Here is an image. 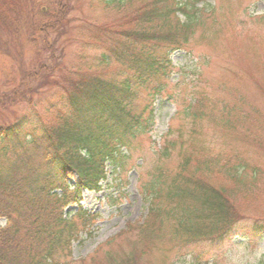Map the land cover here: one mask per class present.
I'll list each match as a JSON object with an SVG mask.
<instances>
[{
  "label": "rangeland",
  "instance_id": "obj_1",
  "mask_svg": "<svg viewBox=\"0 0 264 264\" xmlns=\"http://www.w3.org/2000/svg\"><path fill=\"white\" fill-rule=\"evenodd\" d=\"M46 1L25 0L27 15L34 20L30 6ZM70 1V18L78 21L70 22L56 39L59 63L48 66L50 80L99 66L96 56L106 40L99 27L123 26L117 14L103 11L94 0ZM146 1L136 0L122 16H130ZM196 2L201 25L184 50L170 55L172 68L162 94L154 96L150 88L136 92L133 110L154 105L153 123L128 151H122L123 156L107 165L99 193L81 194L82 216L74 218L65 232L73 237L67 248L57 250L53 264H264V235L231 236L215 245L200 243L187 252L175 250L166 226L161 241L149 249L138 232L150 185L158 178L172 181L183 172L185 159L190 163L186 173L203 177L230 198L244 227L264 228V0ZM0 42L1 97L19 83L23 72L18 67L23 63L28 71L41 57L24 37L0 33ZM118 72V66L112 65L106 73L111 77ZM44 81L40 76L33 84ZM43 85L32 95L39 113L60 97L51 83ZM26 106L0 107V124L30 113ZM231 169H236L237 178H231ZM76 210L72 206L65 211L72 215ZM4 221L0 219V229Z\"/></svg>",
  "mask_w": 264,
  "mask_h": 264
},
{
  "label": "trees",
  "instance_id": "obj_2",
  "mask_svg": "<svg viewBox=\"0 0 264 264\" xmlns=\"http://www.w3.org/2000/svg\"><path fill=\"white\" fill-rule=\"evenodd\" d=\"M94 1L103 11L117 14L123 26L99 27L106 38L103 52L96 56L99 66L50 80L49 67L59 63L56 39L70 22L78 21L70 18L71 1L33 4L28 12L33 20L25 0H0V33L24 37L41 57L28 71L22 63L19 83L0 97L2 108L24 104L32 110L0 124V219L5 220L0 264H53L57 250L69 246L73 236L65 232L74 218L82 216L81 194L99 193L107 165L123 156L122 151H128L153 123L154 105L133 110L137 90L150 88L154 96L162 94L172 68L170 55L185 49L202 22L196 0H148L125 18L123 12L136 0ZM112 65L119 72L110 77L106 72ZM40 76L45 81L33 84ZM50 83L60 97L39 113L32 95ZM44 113L49 117L43 118ZM182 164L183 172L172 181L158 178L147 190L145 220L138 225L146 249L161 241L165 226L175 250L187 252L200 243L215 245L231 236L264 235L260 225L241 224L223 191L186 173L189 160ZM229 175L237 178L236 169ZM72 206L76 212L67 214Z\"/></svg>",
  "mask_w": 264,
  "mask_h": 264
}]
</instances>
